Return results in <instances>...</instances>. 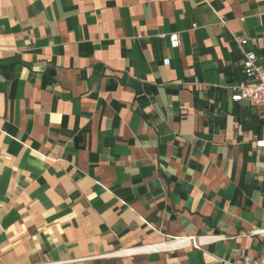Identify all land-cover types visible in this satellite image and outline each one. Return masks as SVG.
I'll use <instances>...</instances> for the list:
<instances>
[{
    "label": "crops",
    "instance_id": "crops-1",
    "mask_svg": "<svg viewBox=\"0 0 264 264\" xmlns=\"http://www.w3.org/2000/svg\"><path fill=\"white\" fill-rule=\"evenodd\" d=\"M248 52L264 0H0V264L264 262Z\"/></svg>",
    "mask_w": 264,
    "mask_h": 264
},
{
    "label": "built area",
    "instance_id": "built-area-1",
    "mask_svg": "<svg viewBox=\"0 0 264 264\" xmlns=\"http://www.w3.org/2000/svg\"><path fill=\"white\" fill-rule=\"evenodd\" d=\"M168 38L172 49H179L181 47V38L179 34H170L168 36H161ZM248 41L240 39L239 44L245 47ZM258 57L255 52H248L242 61L241 69L243 79L234 84L231 89V100L233 103L248 102L256 108H264V66L257 65ZM168 60L166 61V64ZM257 147L264 149V140L257 142ZM225 240L224 236H189L174 239L169 247L176 246V248H194L201 250L213 242ZM236 264H264L259 259L251 257H243Z\"/></svg>",
    "mask_w": 264,
    "mask_h": 264
}]
</instances>
